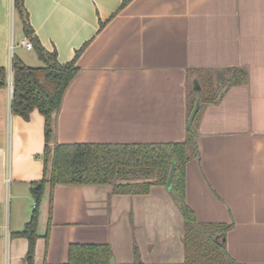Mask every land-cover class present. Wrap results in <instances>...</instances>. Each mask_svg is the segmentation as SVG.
I'll use <instances>...</instances> for the list:
<instances>
[{"label":"crops","instance_id":"obj_1","mask_svg":"<svg viewBox=\"0 0 264 264\" xmlns=\"http://www.w3.org/2000/svg\"><path fill=\"white\" fill-rule=\"evenodd\" d=\"M24 8L59 63L79 50L52 142L182 141L195 75L245 72L203 109L200 153L185 166V201L199 222L232 224L225 242L233 260L264 264V0H24ZM24 38L13 0H0L6 72L10 41L28 65V50L16 45ZM11 95L7 83L0 88V264H24L27 240L12 234L28 221L30 183L43 174L44 120L37 110L28 120L12 114ZM168 190L128 195L109 184H46L34 264L66 263L72 243H108L118 264L134 261V246L143 263L182 262L183 219Z\"/></svg>","mask_w":264,"mask_h":264},{"label":"trees","instance_id":"obj_2","mask_svg":"<svg viewBox=\"0 0 264 264\" xmlns=\"http://www.w3.org/2000/svg\"><path fill=\"white\" fill-rule=\"evenodd\" d=\"M13 9L22 22L25 38L44 65L31 67L16 55L11 59L12 95L10 111L24 120L37 110L44 120L43 174L30 183L33 208L23 229L12 235L27 240L24 264H34V247L37 239L39 207L46 184L105 185L112 186L114 194L144 195L151 186L166 185L169 169L174 163L169 194L183 219V255L179 263L151 264H243L233 260L226 250L225 236L232 224L202 223L185 201V166L199 156L198 124L205 106L220 98V91L245 80V72L233 69L222 74L202 72L188 84L187 114L197 104L190 124L186 125L185 138L174 142L141 143H57L52 142L54 115L63 96L78 73L75 65L79 50L72 60L59 63L55 51L48 53L41 47L27 19L24 0H13ZM197 71V70H194ZM194 73V72H193ZM198 73V71H197ZM191 74V72L189 73ZM226 75V76H225ZM196 84H195V83ZM220 82V85L217 83ZM6 85V69L0 66V88ZM51 197L49 198V213ZM49 223L44 234L47 243ZM134 261L129 264H146L140 261L137 247ZM113 256L108 243H72L68 247V260L61 264H109ZM43 264H47L44 262Z\"/></svg>","mask_w":264,"mask_h":264},{"label":"built area","instance_id":"obj_3","mask_svg":"<svg viewBox=\"0 0 264 264\" xmlns=\"http://www.w3.org/2000/svg\"><path fill=\"white\" fill-rule=\"evenodd\" d=\"M17 46H21L26 50H32V43L29 39L24 38L19 40ZM15 47V44H13L11 41L9 43V61H8V67H7V72H6V83L7 85L10 87V89L12 88V71H11V59L13 56V48ZM6 181H9L8 178H6Z\"/></svg>","mask_w":264,"mask_h":264},{"label":"water","instance_id":"obj_4","mask_svg":"<svg viewBox=\"0 0 264 264\" xmlns=\"http://www.w3.org/2000/svg\"><path fill=\"white\" fill-rule=\"evenodd\" d=\"M197 109V104L194 106V108L192 109L191 113L189 114L188 116V119H187V124H190L191 123V120L193 118V115L195 113ZM174 168H175V165L174 163L171 164L170 166V169H169V173H168V177H167V181H166V188H170V185H171V182H172V179H173V174H174ZM109 264H118L114 258V256H112L110 258V261H109Z\"/></svg>","mask_w":264,"mask_h":264},{"label":"rangeland","instance_id":"obj_5","mask_svg":"<svg viewBox=\"0 0 264 264\" xmlns=\"http://www.w3.org/2000/svg\"><path fill=\"white\" fill-rule=\"evenodd\" d=\"M14 13H15V11H14ZM19 24H20V23H19L18 19L14 16V17H13V24H12V27L14 28L15 33L17 32L18 28L20 27ZM17 44H18V42L16 43V45H17ZM16 47H17V46H16ZM18 47H20V46H18ZM26 54H27V63H28V65L31 66V67H38V66H39V65L37 64L38 62L35 61V60H33V59H35V57H34V56H35L34 52L28 50V51H26ZM37 65H38V66H37ZM40 66H41V64H40Z\"/></svg>","mask_w":264,"mask_h":264}]
</instances>
